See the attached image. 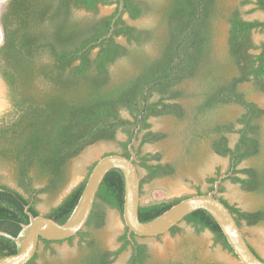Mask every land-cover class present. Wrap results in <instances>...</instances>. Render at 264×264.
Returning a JSON list of instances; mask_svg holds the SVG:
<instances>
[{
	"label": "trees",
	"instance_id": "obj_1",
	"mask_svg": "<svg viewBox=\"0 0 264 264\" xmlns=\"http://www.w3.org/2000/svg\"><path fill=\"white\" fill-rule=\"evenodd\" d=\"M249 3L264 12V0H242L240 5ZM107 4H114V10L99 15V6ZM148 7H151L149 3L140 0H124V10L115 22L112 35L90 46L109 32L118 11L117 2L8 1L1 18L0 76L7 85L11 106L19 115L0 127V156L14 162L19 184L29 196L0 183V230L16 235L21 224L28 222L25 206L29 204L33 215L40 214L36 207L37 194L57 191L64 185L68 160L91 144L115 140L118 133L125 136L118 141L120 150L104 155L119 153L129 156L128 144L137 128L134 163L137 168L146 170V177L140 178V193L147 179L172 174L174 167L162 163L159 153H143L140 147L164 137L163 133L150 129V116H185V108L178 101L184 95L179 86L189 79L204 78L208 82L198 94L199 100L194 107L196 119L222 104L236 102L244 108L236 121L206 124L204 132L210 135L213 151L229 158L225 172L228 175L223 180L229 179L247 191H264V168H238L242 160L258 154L261 148L255 119L264 113V109L247 101L238 85L253 81L258 89L264 90V41L257 45L252 38L253 30L264 29V20L243 18L239 6L223 14L228 29L227 52L221 68L210 57L215 48L217 0H166L161 8L164 31L159 37H155L151 30L127 24L123 18L128 15L136 19ZM78 10L91 15L79 18L75 15ZM118 36L125 37L129 45L117 42ZM148 40L157 45L154 56L147 55L143 49ZM133 43L135 47L130 46ZM93 50L96 51L92 55ZM123 57L132 62L133 71L114 81L110 65ZM123 111L128 117L122 115ZM230 132L238 134L234 146L228 143L227 134ZM95 163L88 168L84 179L45 216L59 223L68 218ZM31 170L46 178L43 188H32ZM220 175L217 172L216 176L207 178L210 187L206 193L213 189ZM222 190L220 184L216 196L228 207L238 226L241 220L247 225L264 220V207L243 211L219 196ZM201 193L200 190L196 192ZM187 196L140 203L139 218L149 221ZM123 204L124 176L120 169L113 168L107 172L96 193L86 223L87 230L77 233L85 239L89 251L76 264H109L129 247L127 228L119 237L122 245L111 253L112 259H109V252L100 253L101 248L90 238L92 230L105 223L106 207L122 214ZM184 220L197 231L208 229L215 243L232 252L208 211L197 209ZM179 229L177 224L170 230L174 233ZM130 236L133 239L138 237L134 233ZM15 251L14 241L0 235V257ZM149 257L147 245L137 244L126 264H151ZM32 259L27 264H34ZM162 264L186 263L170 261Z\"/></svg>",
	"mask_w": 264,
	"mask_h": 264
},
{
	"label": "rangeland",
	"instance_id": "obj_2",
	"mask_svg": "<svg viewBox=\"0 0 264 264\" xmlns=\"http://www.w3.org/2000/svg\"><path fill=\"white\" fill-rule=\"evenodd\" d=\"M149 3L151 7L144 10V13L132 19L124 15L125 22L138 29L151 30L155 37L162 35L164 24L162 22L161 8L166 0H140ZM242 0H217L219 9L215 20V48L210 53L211 60L220 65L224 64L227 52V29L228 25L223 17L228 10L239 6L243 18L247 20H264V12L256 9L253 3L240 5ZM115 8L114 4L100 5L99 15L109 14ZM75 15L84 18L91 13L84 10L75 11ZM0 30V40H1ZM252 38L255 44L264 41V29L253 30ZM116 41L129 45L125 37L118 36ZM136 44L130 46L135 47ZM143 49L149 56L157 53V45L153 41H146ZM96 50L92 51V55ZM256 53L258 50H251ZM228 70V67H227ZM133 71V64L127 58H119L110 65L111 77L114 81L122 79ZM230 72V71H229ZM232 72V71H231ZM208 82L204 78L185 80L180 84L184 95L178 101L185 108V116L182 118L171 114L150 116L148 122L150 129L161 132L164 137L141 145L143 153H159L162 163H170L174 172L170 175L146 180L142 184L140 203L169 199L177 196L193 195L198 190L206 193L209 190L208 177L216 176L217 172L223 174L229 167V158L215 153L211 147L210 135L205 134L204 126L215 122L236 121L244 108L231 102L222 104L208 112L204 117L195 118V104L199 100L201 91L206 88ZM247 101L254 102L264 109V90L258 89L253 81H245L238 85ZM5 96H1L4 100ZM8 108L5 104L0 107V120L3 111ZM4 114L10 118V113ZM122 115L128 117L126 112ZM12 116V115H11ZM259 126V139L261 148L258 154L249 156L242 160L238 168L257 167L264 168V113L255 119ZM238 128V125L236 126ZM143 133V132H142ZM229 146H234L238 134L230 132L227 134ZM125 139L124 134L118 133L115 140L99 141L87 146L78 155L68 160L66 180L64 185L57 191L39 192L37 194L36 207L40 214H45L49 209L59 203L63 197L78 183H80L88 172V168L107 152H118L120 150L118 141ZM139 146V142H137ZM155 162V161H152ZM140 178L146 177V170L138 168ZM32 177L31 186L33 189L43 188L46 178L37 176L34 170L30 171ZM0 183L14 187L29 196V193L19 184L15 164L11 160H5L0 156ZM222 192L219 193L230 204L253 211L264 207V191H247L237 183L225 179L222 181ZM180 228L176 232L167 231L157 236L137 237L139 242L145 243L150 251L151 258L155 263H167L170 261H182L188 264H241L232 252L215 243L213 234L208 229L197 231L194 227L188 226L184 221L178 224ZM126 227L118 210L110 207L105 209V223L92 230V235L99 243L109 249H116L119 246L118 237L124 233ZM87 230V227L85 228ZM242 230L248 242L264 258V220L255 224L247 225L242 223ZM52 250L44 248L41 244L36 258V264H70L82 254L78 237L71 242L53 243ZM130 249L122 251L112 264H125Z\"/></svg>",
	"mask_w": 264,
	"mask_h": 264
},
{
	"label": "water",
	"instance_id": "obj_3",
	"mask_svg": "<svg viewBox=\"0 0 264 264\" xmlns=\"http://www.w3.org/2000/svg\"><path fill=\"white\" fill-rule=\"evenodd\" d=\"M8 1L0 0V30L2 34L0 46L3 43L1 16L7 7ZM113 1L118 3V11L112 19L109 32L101 39L90 44V46L112 35L115 22L124 10V0ZM0 85L2 96H5L7 85L1 76ZM3 101L7 105V100L4 99ZM136 138L137 128L128 144L129 156L109 153L102 155L96 161L86 179L75 207L63 223H59L43 214L33 215L29 211V204L26 205L24 211L28 216V222L21 224V228L16 235L0 230V235L14 241L16 246L14 253L0 257V264H27L34 257L41 239L51 241L64 240L81 231L90 216L96 193L102 180L107 172L113 168L120 169L124 176V204L121 217L127 228L128 236L131 233L141 237L163 234L179 224L191 212L197 209H204L215 219L233 254L241 264H264V260L252 249L228 207L216 196L222 180L228 175L227 173L221 174L216 179L213 189L208 193L189 195L155 218L149 221H141L139 218L140 176L134 163L136 154L133 147Z\"/></svg>",
	"mask_w": 264,
	"mask_h": 264
},
{
	"label": "flooded vegetation",
	"instance_id": "obj_4",
	"mask_svg": "<svg viewBox=\"0 0 264 264\" xmlns=\"http://www.w3.org/2000/svg\"><path fill=\"white\" fill-rule=\"evenodd\" d=\"M7 8V7H6ZM6 10V9H5ZM5 10L3 11V13L5 12ZM3 13H2V15H3ZM1 18H2V16H1ZM2 22V21H1ZM4 99H6L7 100V105H8V108L5 110V111H7L8 113H10L9 115H10V118H7L4 114L6 113L5 111H3V114L1 115V120H0V127L4 124V123H8V122H12V121H14V119L16 118V117H18V115H19V113H17V111L11 106V103H10V101H9V98L7 97V91H6V93H5V98ZM12 115V116H11ZM10 120V121H9ZM138 169V168H137ZM220 196V195H219ZM65 197V196H64ZM63 197V198H64ZM223 198V197H222ZM224 199V198H223ZM58 204V203H57ZM56 204V205H57ZM55 206V205H54ZM50 210V209H49ZM241 210H243V209H241ZM243 211H247V210H243ZM49 212V211H48ZM48 212H46L45 214H47ZM44 214V215H45ZM182 221H184L188 226H191V225H189L187 222H186V220H182ZM245 223V221L244 220H241V222H240V225H239V227H240V229L242 230V223ZM193 227V226H192ZM85 228H86V225L84 226V228L81 230V231H85ZM170 232H172L171 230H169ZM242 232H243V234H244V236L246 237V235H245V233H244V231L242 230ZM76 237H78V239H79V244L81 245V249H82V254L80 255V256H78L76 259H74L70 264H76V263H78L83 257H85L86 255H87V253H88V248L86 247L87 246V243L85 242V239H82V237H81V235L80 234H76V235H74V236H72V237H69V238H67V239H64V240H58V241H51V240H48V241H45L44 239H41L40 241H39V243H38V246H37V251H36V253H35V255H34V257H33V259H32V262L34 263V264H36V258H37V256H38V251H39V247H40V245L42 244L43 246H44V248H46V249H50V250H52L53 251V249H52V244L53 243H62V242H65V241H69V242H71L74 238H76ZM120 237V236H119ZM119 237H118V242H119V246L117 247V248H119L121 245H122V241H119ZM129 237V239H130V245H129V251H130V253H129V255H128V257H127V259H126V262H125V264L127 263V261H128V259H129V257L131 256V254H132V251H133V249L135 248V246L137 245V244H143L142 242H139L137 239H133V238H131V236L129 235L128 236ZM138 237H141V236H138ZM91 239H93V241H94V243L96 244V245H98L101 249V251H99L100 253H108L109 252V259H112V258H114V256L111 254L113 251H116L117 250V248L116 249H109V248H105V247H103L100 243H99V241L95 238V237H93V235L90 237ZM142 238H144V237H142ZM145 244V243H144ZM250 244V243H249ZM251 245V244H250ZM251 247H252V249L257 253V255L259 256V257H261L263 260H264V258L261 256V255H259L258 254V252L254 249V247L251 245ZM147 253L148 254H150V251H149V249H148V247H147ZM118 257V256H117ZM117 257H115L114 258V260L112 261V262H110L109 264H112L115 260H116V258ZM148 259V262L149 263H151V264H162V263H155L153 260H152V258H151V254H150V257L149 258H147ZM184 263H186V262H184ZM186 264H188V263H186Z\"/></svg>",
	"mask_w": 264,
	"mask_h": 264
},
{
	"label": "bare ground",
	"instance_id": "obj_5",
	"mask_svg": "<svg viewBox=\"0 0 264 264\" xmlns=\"http://www.w3.org/2000/svg\"><path fill=\"white\" fill-rule=\"evenodd\" d=\"M1 96H2V88L0 85V107L3 106V104H4V101L1 99Z\"/></svg>",
	"mask_w": 264,
	"mask_h": 264
}]
</instances>
